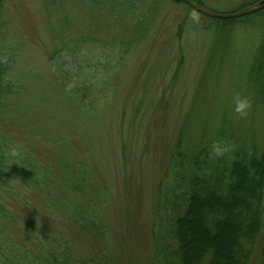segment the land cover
Listing matches in <instances>:
<instances>
[{
    "label": "rangeland",
    "instance_id": "rangeland-1",
    "mask_svg": "<svg viewBox=\"0 0 264 264\" xmlns=\"http://www.w3.org/2000/svg\"><path fill=\"white\" fill-rule=\"evenodd\" d=\"M46 1H0V23L5 22L8 41L18 44L20 69L30 73L33 78L30 90L38 96L28 98L31 102L33 99L35 119L41 118L35 126L37 153L44 157L48 145L50 150L60 149L83 161L92 171L97 194L94 196L88 188L86 197L80 198L99 206L93 209L101 212L110 231L115 263L144 259L151 248L158 187L178 131L191 119L215 117L220 111V100L229 98L233 103L235 88L243 92L263 40L264 15L230 22L223 26L228 32H219L216 37L214 31L207 29L213 23L184 1L141 0L134 6V25L144 27L137 36L123 30L124 39L130 44L125 52L120 46V49L112 47L114 41L118 42L117 29L123 24L111 20L113 31L96 35L92 24L102 23V18L89 13L86 1L67 0L65 4L71 14L68 18L54 17L52 28L45 13ZM201 1L214 12L232 13L249 6L246 3L252 0ZM108 21L104 18L105 24ZM62 40L74 44L64 46L65 57H59L56 63L63 60V67L71 70V77L50 69L49 55L60 52ZM121 51L123 59L119 61ZM90 79L94 95L81 101L76 92L82 85L85 88ZM209 86L216 88L210 91ZM69 89H74L75 99L79 100L74 105L68 102L72 97L64 93ZM207 92L219 93L220 97L202 110L203 115L193 118L194 97ZM221 92L226 95L224 99ZM241 96L247 97L244 92ZM88 103L95 105L93 110ZM41 112L46 114L43 116ZM18 113L20 128L9 121L1 129L21 138L22 124L28 116L22 110ZM234 116L238 118L235 113ZM261 128L264 129V123ZM55 171L60 174L59 169ZM23 194L29 208L23 203H13L19 226H6L7 222H2L9 228L12 241L1 237L0 241H4V252L13 256L6 259L0 254V264H48L38 259L44 249L38 240L48 236L50 242L56 243H49V250L59 252L63 249L59 245H66L81 260L102 249L103 243L78 225L43 209L38 194L30 190ZM28 221L31 225H27ZM260 245L249 264H260Z\"/></svg>",
    "mask_w": 264,
    "mask_h": 264
},
{
    "label": "trees",
    "instance_id": "trees-1",
    "mask_svg": "<svg viewBox=\"0 0 264 264\" xmlns=\"http://www.w3.org/2000/svg\"><path fill=\"white\" fill-rule=\"evenodd\" d=\"M66 1H46L45 13L50 17L48 24L52 28L55 26L52 23L54 17L68 18L71 14ZM82 1H86L85 7H88L91 15L98 14V18L103 20L102 23L92 24L96 35L107 30L113 31L109 25L111 20L124 25L120 30L117 29L118 42L114 41L112 47L120 46L127 52L130 44L124 39V35L132 32L137 36L144 27L138 28L142 25L138 23L134 25V6L141 3V0ZM193 1L206 7L201 0ZM258 1L261 0H252L246 5ZM200 14L213 23L207 29L214 31L218 37L219 32H228L223 26L230 22L249 20L256 15L263 16L264 7L232 19L211 18L201 12ZM104 18L109 19L108 23H104ZM1 22L0 237L12 241L9 228L2 222H7L6 226L19 224L13 203H23L29 208L23 191L30 190L41 197L43 209L50 211L54 216H64L63 219L67 218L82 231L103 243L99 252L81 260L74 257L66 245H59V248H63L59 252L49 250L48 244L56 243L50 242L48 236V239L38 240V244L44 247L38 255L40 262L46 260L48 264H116L110 248V231L102 221L101 212L93 209L99 206H93L87 199L85 201V198H80L86 197L88 188L94 196L97 194L92 171L87 169L79 158L71 157L60 149L50 150L48 145L44 157L37 153L34 144L38 136L35 126L41 118L35 119L32 110L34 102L28 98L38 96L30 90L33 79L29 77L30 73L20 69L18 44L8 41L7 27L4 28L5 22ZM124 29L125 34H122ZM227 41L229 43V38ZM68 43L70 46L74 44L72 41H63L62 46H59L60 52L50 53L49 68L55 74L71 77V70L64 69L63 60L59 64L56 63V60L59 62V57H65L62 51H65L63 48L65 45L67 47ZM69 51L72 53L73 50ZM257 52L258 56L249 69L247 86L244 85V90L242 89L252 104L247 118H235L234 104L228 98L226 101L220 100V111H217L215 117L195 121L191 119L179 129L176 144L158 187L150 251L144 259L130 260L129 264H249L259 244L260 264H264V129H259L261 123H264V34ZM58 53L60 55H57ZM122 55L121 51L119 61H122ZM224 58L225 55L222 59ZM216 59L220 60V57ZM91 81L90 79V82L86 83L85 88L82 85L77 90L81 101L94 95V84ZM215 88L216 86L210 91ZM235 89L240 96L243 94L239 92V88ZM64 93L67 97H72L69 103L74 105L79 101L75 99L77 97L74 89L64 90ZM201 94L194 97L193 118L197 114L203 115L202 110H206L207 106L210 107L212 102L220 97L219 93L215 95L214 92ZM225 96L222 93V99ZM88 105L90 109H94L93 103ZM21 110L28 116L25 118L26 123L22 124L21 138L6 134L1 125L12 121L16 124L15 127L20 128L21 121L18 120L21 115L18 112ZM216 142L227 145L230 149L222 157H215L212 153V146ZM13 147H18L21 152L15 161L8 155ZM56 168L60 174L55 171ZM29 224L31 225L28 221L27 225ZM3 242L0 241V254L8 259V255L13 256V253L4 252ZM5 249L8 250V247ZM36 257L34 255L35 259Z\"/></svg>",
    "mask_w": 264,
    "mask_h": 264
},
{
    "label": "clouds",
    "instance_id": "clouds-1",
    "mask_svg": "<svg viewBox=\"0 0 264 264\" xmlns=\"http://www.w3.org/2000/svg\"><path fill=\"white\" fill-rule=\"evenodd\" d=\"M234 108L233 111L240 119H245L248 116V112L252 106L251 100L248 97H243L237 94L233 98ZM227 145H221L219 142H216L212 146V153L215 157H222L227 151H229ZM9 157L15 161L20 157L21 152L18 147H13L8 153Z\"/></svg>",
    "mask_w": 264,
    "mask_h": 264
},
{
    "label": "water",
    "instance_id": "water-1",
    "mask_svg": "<svg viewBox=\"0 0 264 264\" xmlns=\"http://www.w3.org/2000/svg\"><path fill=\"white\" fill-rule=\"evenodd\" d=\"M1 1V0H0ZM186 3H188L191 7H193L195 10L201 12L202 14L211 17V18H218V19H232V18H238L250 13H253L261 8L264 7V0L258 1L250 6H247L237 12L234 13H218L214 12L212 10H209L202 6L201 4L193 1V0H181Z\"/></svg>",
    "mask_w": 264,
    "mask_h": 264
}]
</instances>
